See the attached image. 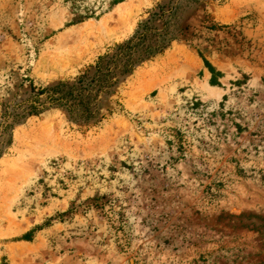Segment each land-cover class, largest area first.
Returning <instances> with one entry per match:
<instances>
[{
    "label": "rangeland",
    "instance_id": "rangeland-1",
    "mask_svg": "<svg viewBox=\"0 0 264 264\" xmlns=\"http://www.w3.org/2000/svg\"><path fill=\"white\" fill-rule=\"evenodd\" d=\"M168 2L0 0V264H264V0H171L94 118L36 93Z\"/></svg>",
    "mask_w": 264,
    "mask_h": 264
},
{
    "label": "trees",
    "instance_id": "trees-1",
    "mask_svg": "<svg viewBox=\"0 0 264 264\" xmlns=\"http://www.w3.org/2000/svg\"><path fill=\"white\" fill-rule=\"evenodd\" d=\"M168 5H157L156 11L150 14L149 19L138 24L134 35L127 41L115 45L111 53L99 56L95 64L75 78L73 82H59L50 89H38L37 95L49 92L48 100L52 105L64 107L69 113L81 107L84 109L82 115L85 119L94 118L89 111V100L94 99L95 93L109 89L120 82V79L130 75L134 68L162 55L169 47L174 37H168V19L173 7ZM161 22L159 29L155 23ZM203 59L205 67L211 74L210 85L215 86V77L221 76L206 59ZM95 92V93H94ZM30 113L39 114L37 107L30 106ZM87 122L89 120H86ZM96 124V123H95ZM28 241V236H23Z\"/></svg>",
    "mask_w": 264,
    "mask_h": 264
},
{
    "label": "bare ground",
    "instance_id": "bare-ground-1",
    "mask_svg": "<svg viewBox=\"0 0 264 264\" xmlns=\"http://www.w3.org/2000/svg\"><path fill=\"white\" fill-rule=\"evenodd\" d=\"M76 50V49H75ZM212 91H217V90H215V89H212Z\"/></svg>",
    "mask_w": 264,
    "mask_h": 264
}]
</instances>
